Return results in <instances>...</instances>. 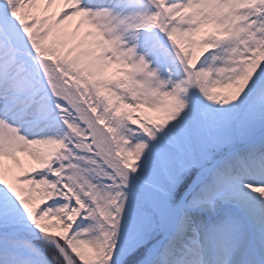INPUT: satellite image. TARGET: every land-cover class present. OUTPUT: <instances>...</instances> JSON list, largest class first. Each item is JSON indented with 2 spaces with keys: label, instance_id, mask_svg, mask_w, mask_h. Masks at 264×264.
<instances>
[{
  "label": "snow or ice",
  "instance_id": "6c2138e0",
  "mask_svg": "<svg viewBox=\"0 0 264 264\" xmlns=\"http://www.w3.org/2000/svg\"><path fill=\"white\" fill-rule=\"evenodd\" d=\"M0 264H264V0H0Z\"/></svg>",
  "mask_w": 264,
  "mask_h": 264
}]
</instances>
